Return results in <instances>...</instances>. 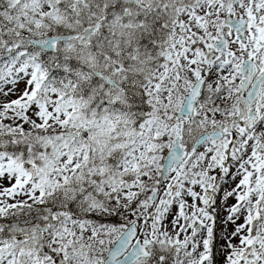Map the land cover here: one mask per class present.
<instances>
[{"label":"snow or ice","instance_id":"snow-or-ice-1","mask_svg":"<svg viewBox=\"0 0 264 264\" xmlns=\"http://www.w3.org/2000/svg\"><path fill=\"white\" fill-rule=\"evenodd\" d=\"M0 264H264V0H0Z\"/></svg>","mask_w":264,"mask_h":264}]
</instances>
